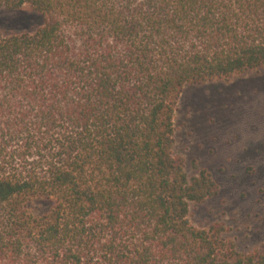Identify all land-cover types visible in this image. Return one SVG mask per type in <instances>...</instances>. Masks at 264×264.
<instances>
[{
	"label": "trees",
	"instance_id": "16d2710c",
	"mask_svg": "<svg viewBox=\"0 0 264 264\" xmlns=\"http://www.w3.org/2000/svg\"><path fill=\"white\" fill-rule=\"evenodd\" d=\"M26 5L43 23L0 33V264H264L191 222L219 185L174 155L185 86L264 66V0H0Z\"/></svg>",
	"mask_w": 264,
	"mask_h": 264
},
{
	"label": "rangeland",
	"instance_id": "374dc122",
	"mask_svg": "<svg viewBox=\"0 0 264 264\" xmlns=\"http://www.w3.org/2000/svg\"><path fill=\"white\" fill-rule=\"evenodd\" d=\"M43 17L28 5L0 9V33L33 31ZM174 155L189 175L207 169L219 193L192 204L196 226L219 223L240 251L264 243V66L256 70L185 86L175 113ZM51 202L32 204L35 213Z\"/></svg>",
	"mask_w": 264,
	"mask_h": 264
}]
</instances>
